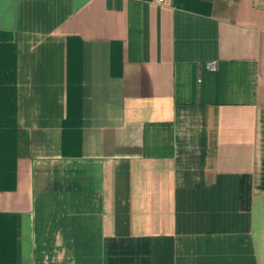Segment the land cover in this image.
I'll use <instances>...</instances> for the list:
<instances>
[{
  "label": "crops",
  "instance_id": "0c3cea01",
  "mask_svg": "<svg viewBox=\"0 0 264 264\" xmlns=\"http://www.w3.org/2000/svg\"><path fill=\"white\" fill-rule=\"evenodd\" d=\"M0 264H264V0H0Z\"/></svg>",
  "mask_w": 264,
  "mask_h": 264
},
{
  "label": "built area",
  "instance_id": "2783aa9c",
  "mask_svg": "<svg viewBox=\"0 0 264 264\" xmlns=\"http://www.w3.org/2000/svg\"><path fill=\"white\" fill-rule=\"evenodd\" d=\"M157 4H159L160 6H164L167 2V0H156ZM207 68L212 71L215 72L218 70V63L217 61H209L207 63Z\"/></svg>",
  "mask_w": 264,
  "mask_h": 264
}]
</instances>
